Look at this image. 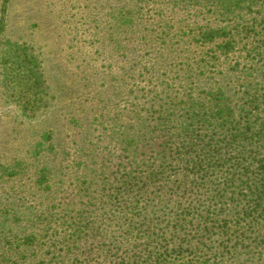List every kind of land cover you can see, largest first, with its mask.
<instances>
[{
	"label": "rangeland",
	"instance_id": "obj_1",
	"mask_svg": "<svg viewBox=\"0 0 264 264\" xmlns=\"http://www.w3.org/2000/svg\"><path fill=\"white\" fill-rule=\"evenodd\" d=\"M153 6L159 5L139 0H10L5 37L19 41L37 56L38 72L42 75L46 89L43 98L48 101V105L40 110L32 108L26 115L23 113L18 98L23 96L28 99L33 95L31 82L34 76L25 68L15 71L12 64L7 62L4 65L0 45V166L16 161H23L26 166L23 176L0 181V199H5L12 190L23 191L25 185H31L33 179L39 176L40 169L46 166L51 170L47 181L50 189L32 190L30 195L35 199L34 204H44L42 209L47 211L50 207L49 217H45L39 226L41 233L48 231L52 234L55 228H52L51 214L61 211L59 203H71V208L68 211L63 209L62 213L74 215L84 222L90 220L91 227H119L122 222L118 212L113 210L119 204L111 197L122 182L105 183L115 177L121 178L115 164L122 155L117 146L119 132L116 131L120 128L116 123L122 112L124 121H130L131 103L136 102L144 118L153 117L160 123L162 118L171 117L169 125L157 124L158 131L150 126L148 129L152 131L147 130L142 136L150 138L167 133L166 142L156 146L157 151L167 149L169 154L184 155L182 160L177 159L173 163L174 166L183 163L181 165L188 166L192 173L196 187L187 193V198H193L198 206L203 199L215 195L212 202L216 207L214 214L208 219H195L193 226L184 228L185 237L196 242V247H210L214 264H264V210L258 217L261 220L260 229L252 230L249 221L254 217L252 207L258 198L247 192L249 196L242 201L247 209L243 214H239L237 209H225V216H230L232 220L239 221V217H246L240 221V225H243L240 231L244 230L245 233L242 234L244 239L239 247L236 244L239 232L234 228V233L223 235L217 220L220 216L216 215L218 206L226 201L222 193L216 190L217 184L225 178L228 191L235 189L233 181L226 174L233 162L240 159L252 166L264 159V149L261 148L263 140L253 135L264 121V112H260L263 101H260V105L245 102V111L240 113L235 100L231 97L223 100L222 107L236 109V115L228 118L220 112L215 121L206 123L208 126L204 128L203 136L206 139L209 135L215 136L217 140H222L226 134L224 130L237 126L248 131L240 139L244 146H188L185 149L207 151L195 159V166L189 165L187 152L171 143L169 138L171 134L178 133V126L181 125L182 112L179 110L183 96L172 100L174 107L171 111L162 98L165 94L160 90L166 84L175 86L174 83H178L176 70L180 67L177 64L180 60L177 57L193 56L197 44L192 41L185 43L187 45L172 43L168 39L167 44L162 45L158 25L172 19L170 24L182 18H187L186 22L191 21L192 17L189 16L195 13V8L189 6L182 10L170 5L162 15L156 16L151 10ZM131 15L137 22L143 20V24L134 26L135 30L129 33H122L124 17ZM125 54L129 59L134 56L137 60L153 56V61L157 63L141 74V68L133 66V60L131 65L125 64ZM5 68H8L7 73ZM130 73L136 79H132ZM219 73L214 68H211V72H205L201 77L204 78L201 80L204 89H211L216 81L220 82ZM170 93L175 94V90L171 89ZM162 108L166 110L162 111ZM52 129L55 146H52V136L43 137L44 131ZM41 140L43 144L39 143ZM227 149L233 150V158L222 155V151ZM82 150L89 153L87 162ZM209 152L219 154L207 159L206 154ZM167 157L170 161L174 160ZM81 161L87 163L90 169L84 171ZM95 167L98 170L94 171L95 176H91ZM212 167H218L217 171L223 169L224 178L212 174ZM78 185L83 186V189ZM263 197L260 198L261 208H264ZM183 206L189 212L188 202H184ZM46 239L49 237L46 236ZM190 251L191 248H187L185 253ZM49 257H52L51 254Z\"/></svg>",
	"mask_w": 264,
	"mask_h": 264
},
{
	"label": "trees",
	"instance_id": "obj_2",
	"mask_svg": "<svg viewBox=\"0 0 264 264\" xmlns=\"http://www.w3.org/2000/svg\"><path fill=\"white\" fill-rule=\"evenodd\" d=\"M139 1L159 5L151 9L156 16L162 15L164 9L170 5L182 10L189 6L195 8V13L189 16L192 17L191 21L186 22L187 18H182L181 21L170 24L173 22L172 19L158 25L162 45L167 44L168 39L172 43L185 44L192 41L197 44L193 56L179 55L177 57L180 60L177 63L180 67L176 70L178 83H174L175 86L166 84L160 90L162 94H165L162 98L171 111L174 107L172 100L183 96L180 110L176 109L182 112L181 125L178 126V133L169 136L171 143L177 144L179 148H183L182 151L187 152L189 165L192 166H195V159L207 151L185 149L188 146L204 144L207 147L211 145L243 147L244 143L240 139L248 132L244 128L231 126L224 130L226 134L223 141L210 135L206 139L203 131L208 126L206 123L211 124L215 121L220 112L228 118L236 115V109L222 107V101L229 97L236 101L240 113L245 111V102L260 105V101H263L260 112H264V0ZM9 8L10 0H2L0 7L1 55L4 65L7 62L12 64L15 71L25 68L34 76L31 82L33 95L28 99H24L23 96L18 98L26 115L32 108L40 110L47 106L48 101L43 98L46 89L43 86L42 75L38 72L37 56L19 41L5 37ZM124 18L122 33H129L135 30L134 26L143 24V20L135 21L133 15ZM123 58L127 61L125 64H130L133 60V66H139L141 74L157 63L153 61L155 59L153 56L141 57L137 60L134 56L129 59L130 57L125 54ZM170 64L172 65L173 62ZM221 67L224 69L219 70ZM211 68L221 72L219 75H221L222 83L216 81L214 89H204L201 82L204 78L201 77L206 71L211 72ZM7 70L8 68H5L6 73ZM131 74H129L131 78L136 79V76ZM218 82L219 85L216 87ZM164 83L163 81V85ZM171 89L175 90V94L170 93ZM136 105V102L131 103L128 123L123 119V112L116 123L120 128L116 131L119 132L117 146L121 149L122 155L115 164H117V172L121 173V178L115 177L114 180H107L105 183L106 185L115 181L122 182L113 198L111 197V200L119 204L113 209L118 212L119 220L122 222L119 227L116 229H111L109 226L91 227L90 220L84 222L76 219L74 215H68L67 212V214L62 213L63 209L66 208L68 211L71 208V203H59L61 211L58 214H51L52 228L55 229L52 230V234L48 231L41 233L39 226L46 219L45 217H49L50 207L47 211L42 209L44 204L42 202H38V205L34 204L35 199L30 195L32 190L50 189L47 181L51 170L45 166L40 169L39 176L33 179L31 185H25L23 191L12 190L5 199H0V264H214L211 248L196 247V242L186 238L183 232L184 228L193 226L195 219L199 217L208 219L214 214L216 207L212 202L215 200V195L203 199L198 206L193 198H187V193L196 187L192 173L188 166L181 165L183 163L178 166H174L175 163H173L177 159L182 160L184 155L169 154L167 149L157 151L156 146L166 142L167 133L156 134L150 138L142 136L146 133L145 131H152L148 129L150 126L154 131H158L157 124L169 125L172 121L171 117L162 118L160 123H157L158 119L153 117L144 118V114ZM164 110L166 109L162 108V111ZM53 135V129L43 132L44 138L52 136V146H55ZM253 135L260 141L263 140L261 148L264 149V121ZM39 143L43 144L42 140ZM194 150L195 153H193ZM82 154L87 162L89 153L82 150ZM217 154L219 153L209 152L206 156L209 159ZM232 154V149L222 151V155H229L230 158H233ZM167 156L174 160L170 161ZM263 161L264 159L258 165L250 166L245 161L236 159L232 167L226 171L229 180H232L235 185L233 191H228L223 169L217 171L218 167L210 168L212 174L224 178L217 184L216 189L222 193L223 200L226 198V201L218 206L219 212L216 213L220 216L217 219L218 225L223 235L234 233L235 231H232L234 228L239 232L237 247L243 242L242 234L245 233L244 230L240 231L243 227L240 221L242 222V219L246 217L241 219L239 217V221L235 218L232 220L230 216L226 217L224 212L225 209H237L239 214H243L247 209L245 202L242 201L249 196L248 193L256 196L257 202L252 207L254 217L249 221L252 230L260 229L261 220L258 217L264 210L261 208L260 200L264 195ZM85 162L81 161V164H84V171L90 169ZM25 168L23 161L1 165L0 181L23 176ZM96 170L98 168H93L91 176H95ZM107 178H109L108 175ZM79 187L83 189V186ZM184 202H188L189 212L183 206ZM55 206L56 204L54 208ZM54 215L56 217H53ZM126 227L128 228L125 229ZM206 232L209 231L206 230ZM46 236L49 239H46ZM49 241L52 244L47 245ZM187 248H191L190 253H185Z\"/></svg>",
	"mask_w": 264,
	"mask_h": 264
}]
</instances>
